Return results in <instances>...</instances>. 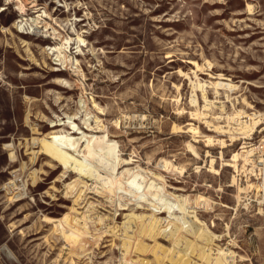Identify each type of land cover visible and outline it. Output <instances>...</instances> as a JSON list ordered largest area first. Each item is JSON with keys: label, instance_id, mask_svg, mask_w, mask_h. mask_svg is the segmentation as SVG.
Segmentation results:
<instances>
[{"label": "rangeland", "instance_id": "374dc122", "mask_svg": "<svg viewBox=\"0 0 264 264\" xmlns=\"http://www.w3.org/2000/svg\"><path fill=\"white\" fill-rule=\"evenodd\" d=\"M241 111L259 114L249 135ZM96 122L130 160L112 190L40 146ZM263 183L264 0H0V264H211V246L264 264Z\"/></svg>", "mask_w": 264, "mask_h": 264}, {"label": "bare ground", "instance_id": "6f19581e", "mask_svg": "<svg viewBox=\"0 0 264 264\" xmlns=\"http://www.w3.org/2000/svg\"><path fill=\"white\" fill-rule=\"evenodd\" d=\"M246 6H247L249 13H252L254 11L253 5L251 3H247ZM44 26L46 28L45 31H52L53 33L56 32L55 30L53 31V29L50 27V24L48 25V23H46V24H44ZM78 42H81L82 43L81 45H83L84 39L78 37ZM57 50H58V48H57ZM58 51L61 53L60 49ZM64 56H61V55L56 56L54 61L57 64L64 65L65 67H68L69 60L64 59ZM66 62H67V64H65ZM69 68H70V66H69ZM220 79H222V77H219V80ZM229 86H231L229 83H223V81H217L216 82V87L221 88V87H229ZM83 89H84V87H83ZM203 96H204V98L207 97V96H205V93L203 94ZM82 108H83V105H82ZM238 112L235 114V117H232V118H235V120H237V122H238V126H237L238 128L237 127L236 128L238 130H240V133L249 135L247 132L254 130L255 127H258L259 114H257V113L244 114L243 111H241L240 113H238ZM241 117H243V119H241ZM244 117H247V119H245ZM96 118L98 119V117H96ZM231 120H233V119H231ZM98 122H96V126H93L90 123L86 124L85 128H86V131H90L89 135H87V132H85V131L69 130L65 133L53 134L50 137V140H46L43 138L40 139V146H41L42 151H43L42 153L46 154L51 159L57 161L64 169L76 174L78 177H87L89 179L91 178V179L97 180V181L101 182V187H103L105 189L112 190L113 181H112V178L110 177V174L112 172H114L115 167H119V166L123 167L124 165L129 164L130 160H127V159L123 160V159L119 158V156L117 155L115 142L110 141V139L107 137V135H97L96 134V133H99L100 128L102 129V127L100 126V123H98ZM117 126H118V124H117ZM95 128H96V130H94ZM92 129H93V131H92ZM75 131H77V132H75ZM233 139L236 140V139H238V137L235 136V137H233ZM30 153H34V151L30 152ZM12 154H13V152L10 153V156H12ZM89 159H91L92 161H90ZM246 161L248 162L247 159H246ZM162 162H163V166L167 169L170 166L172 167L174 164V163L172 164V162L170 163V161H168V159L163 160ZM176 170H177V168H176ZM178 170H180V168H178ZM101 171L102 172L104 171V173L106 175L100 174ZM126 171H127V173H129L128 171H130V170L128 169ZM134 179H136V177L135 178L133 177V181H134ZM77 180H78V178H75L72 182H70L68 184V187L72 188L75 185V182ZM128 180H129V178H128ZM138 183L131 182L129 184L130 186L128 185L129 188L131 189L128 192H130L131 195L137 194L139 191H142L141 190L142 184H138ZM263 185H264V183H263ZM8 189L10 191H14V190L18 189V191L20 193L17 194L18 191H15L16 195H18V196L20 195L22 197L26 196L25 185L18 184L15 181L10 182L8 184ZM152 189H153V185L151 183V184H148V186L145 190H148V192L150 193V191ZM157 190L158 191L160 190L159 191V193H160L162 188H157ZM138 195H139V193H138ZM172 195H173V193H172ZM157 196H158V192L156 193V191H155V193L152 194V196H151L152 197L151 201L147 202L148 206H150L149 208L153 211H155L156 209L155 208L153 209V207L151 208V206H153V204H155V202H153V200H155L157 198ZM175 196L178 199V203L176 204L177 208L175 210H180L179 212L184 213V209L182 207L183 204L181 205L179 202L183 198L182 197L180 198L179 197L180 195L179 196L175 195ZM157 201H158V199H157ZM161 201H163V200H161ZM161 203L166 205V202L165 203L161 202ZM161 203H160V206H161ZM172 207H173V204L170 205L169 207H167V205H166L163 207L161 206V208L160 207H158V208H160L159 209L160 213L165 212L168 214V217L176 218L180 221L181 216L175 215L173 213L174 210L171 209ZM181 208H182V211H181ZM76 213L79 214L80 212L76 211ZM192 216L195 217V215L188 214L186 218H183L182 224L184 225V228L188 232H191L193 234H197L202 240L205 239L209 243V244H207L209 246H210V244H213L212 242L214 241L211 237L219 239V235L212 234L211 231H208L207 229L204 230L203 228L201 229L200 227H198L194 223V221L190 219V217H192ZM45 219L49 223L56 222V219H54L52 217H45ZM100 220H101V218L98 217V222H100ZM77 221H79V220H77ZM56 225L57 224H54V226H56ZM79 225L80 224H76V225L71 224V228L73 227V228H75L74 230L79 231V229L84 228V226H85L84 224L81 226H79ZM155 226H156L155 221L150 222L149 227H148L150 233L155 230ZM85 227H87V226H85ZM211 234H212V236H210ZM128 248H129V246H125L126 251L128 250ZM208 251L209 252L207 253L206 258L209 259L211 264H234V259H233L234 257L233 256L235 254H234V251L230 250L229 248H223L221 246L213 248L211 246V247H208ZM212 254H215V256L213 258L211 256ZM222 258H224V260H222ZM227 258H230L231 260L227 261ZM178 261H179V259L175 260V262H177V263H178Z\"/></svg>", "mask_w": 264, "mask_h": 264}]
</instances>
